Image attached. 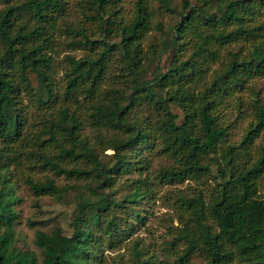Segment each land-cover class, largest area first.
Wrapping results in <instances>:
<instances>
[{
	"label": "trees",
	"instance_id": "16d2710c",
	"mask_svg": "<svg viewBox=\"0 0 264 264\" xmlns=\"http://www.w3.org/2000/svg\"><path fill=\"white\" fill-rule=\"evenodd\" d=\"M156 1L135 0L125 17L119 0H80L83 21L97 24L96 36L92 25L71 20L70 0H0V264H101L106 243L145 223L157 182L210 178L206 193L176 189L171 201L185 242L181 260L202 253L206 264H264V99L253 97L239 142L230 141L228 116L233 101L238 116L246 112L243 93H256L253 83L264 76V0ZM164 12L172 17L168 24ZM61 47L84 54L60 61ZM169 51L173 60L163 71ZM60 62L64 88L55 77ZM80 96L90 99L100 145L115 151L111 162L82 133L73 109ZM172 105L184 112L182 123ZM157 153L172 163L150 171ZM37 168L94 186L85 193L77 184L41 180L31 171ZM132 172L138 175L129 190L116 197L122 176ZM14 177L38 197L64 200L77 189L72 234L55 254L38 239L41 257L17 246Z\"/></svg>",
	"mask_w": 264,
	"mask_h": 264
},
{
	"label": "rangeland",
	"instance_id": "374dc122",
	"mask_svg": "<svg viewBox=\"0 0 264 264\" xmlns=\"http://www.w3.org/2000/svg\"><path fill=\"white\" fill-rule=\"evenodd\" d=\"M119 6L123 7V14L125 17L132 14L135 0H119ZM154 5H157L156 0H152ZM180 2V0H176ZM4 3L0 2V8L4 7ZM80 0H70V18L75 23H84L86 27H90L96 31V36H99V31L96 30V23L84 22L83 14L81 12ZM161 19L168 24L172 17L165 12L161 14ZM153 35H159L158 31L154 29ZM65 35L63 39H65ZM74 54L80 57L84 54L83 50L71 49L61 47L59 59L62 60L65 54ZM173 60V52L169 51L163 55L161 67L166 71ZM118 59L114 58L111 74L109 79L105 82L106 87H110L113 83L112 72L116 71ZM222 65L218 61L211 67L210 73L217 71ZM64 62L58 63L55 74L56 82L60 88L65 86L64 78ZM155 68V63L148 65L147 76L151 75ZM256 88V93L247 91L243 93L245 99L246 112L238 116L236 110V101H233L230 110H228L229 117L233 121L231 127L230 141H241L243 134L249 121L252 119V100L257 96V93L264 99V76L259 77L253 83ZM90 99H84L80 96L81 103L73 106L80 119L83 121L82 133L88 137L92 143L98 146V152L103 160L111 162L114 150L106 148L107 144L100 145L98 140V131L94 130L91 124L89 112L91 103ZM28 102L27 100H25ZM173 111L179 114L178 123L184 121V112L177 106L172 105ZM37 106H33L30 112V119L35 120L38 116L35 114ZM42 110L40 109V114ZM41 117V116H40ZM38 127V125H37ZM261 143L259 138L255 142L257 147ZM106 148V149H105ZM172 163V159L164 154H153L151 156V170H157L161 166H166ZM35 177L46 180L47 178H54L57 183L61 185H79L80 191L88 193V185L94 186L93 182L76 179H66L64 176H57L53 171L46 169L31 170ZM214 174H217V169H214ZM137 172L124 174L122 176V183L117 187L116 197H122L129 190L128 183L137 177ZM17 194L20 196V201L16 205L19 211L20 218L16 225V244L23 250H30L36 252L39 257L42 256V248L36 243H41L50 253L55 254L58 250L63 248L69 240V235L72 234L71 216L77 207V189L72 188L66 199L62 200L56 196L38 197L34 195L33 191L28 185L24 183L21 178L14 177ZM214 184V180L203 179L200 181L186 180L174 184H159L157 182V197L154 202L148 206L149 213L144 224L138 227L135 233L123 240H116L113 244L106 243L102 250L101 264H206L205 256L202 253H195L187 260H181V255L185 249L184 240L178 238L179 222L176 217L171 201L176 198L175 190L183 189L187 192H193L196 189H203L206 193ZM170 196L172 198H170ZM30 221H36L35 226L29 224ZM39 231L44 232L38 236Z\"/></svg>",
	"mask_w": 264,
	"mask_h": 264
}]
</instances>
